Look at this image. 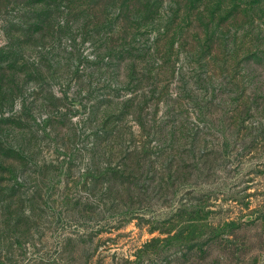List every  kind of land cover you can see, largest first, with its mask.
<instances>
[{"label": "rangeland", "instance_id": "rangeland-1", "mask_svg": "<svg viewBox=\"0 0 264 264\" xmlns=\"http://www.w3.org/2000/svg\"><path fill=\"white\" fill-rule=\"evenodd\" d=\"M0 264H264V0H0Z\"/></svg>", "mask_w": 264, "mask_h": 264}]
</instances>
